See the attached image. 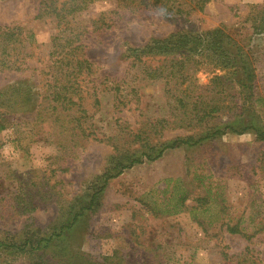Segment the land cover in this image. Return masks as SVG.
Masks as SVG:
<instances>
[{
    "label": "rangeland",
    "instance_id": "1",
    "mask_svg": "<svg viewBox=\"0 0 264 264\" xmlns=\"http://www.w3.org/2000/svg\"><path fill=\"white\" fill-rule=\"evenodd\" d=\"M40 2L0 0V53L3 28H17L14 38L24 40L16 45L17 58L24 61L21 70L0 67V92L19 83L22 90L27 85L34 93V102L14 116L22 122L19 142L10 129L0 134V238L7 242L18 240L25 225L26 230L38 229L49 236L55 228L70 224L96 191L97 177L111 166L116 154L112 143L124 136V128L129 134L147 118L172 113L168 91L174 86L139 77L126 48L177 31L200 34L221 28L231 38L233 50L252 66L255 96L264 97V30L254 28L264 15L261 8H253L264 0H213L203 11L179 18H165L155 10L131 13L117 8V0H94L70 20L82 32L84 54L95 66L85 107L86 127L98 140L91 137L75 146L69 136L62 138L66 147L61 148L51 121L37 122V111L49 103L45 84L51 73L46 76L42 70L52 36L58 33L54 17H37ZM115 11L124 16L119 20ZM113 21L118 23L108 28ZM188 69L194 71L195 95L221 91L213 80L217 75L230 79L231 95L228 88L221 94L226 106L238 93L240 72L203 59ZM125 77L130 86L125 93L132 102L118 106L114 85ZM249 108L247 104L248 115ZM215 117L191 129L166 126L153 140L203 133L208 127L224 133L168 150L160 159L135 165L110 180L98 195L95 211L84 212L61 236L52 235L43 254L49 264H264V142L254 130L237 135L225 129L240 120L228 108ZM248 121L264 128V105H258V117ZM130 146L139 144L124 148ZM180 196L183 204L177 206ZM25 204L35 209L23 212ZM237 223L241 232L230 233L227 225ZM0 264H29V260L27 255L7 252L0 253Z\"/></svg>",
    "mask_w": 264,
    "mask_h": 264
},
{
    "label": "trees",
    "instance_id": "2",
    "mask_svg": "<svg viewBox=\"0 0 264 264\" xmlns=\"http://www.w3.org/2000/svg\"><path fill=\"white\" fill-rule=\"evenodd\" d=\"M94 0H41L37 17H54L57 24V32L51 39V50L49 60L46 62L45 70H42L47 78V106L37 111V122L39 120L49 119L50 129L54 136L61 137L58 146L65 148L63 144L65 137L71 138L70 143L75 146L79 142L98 139L88 132L86 120L88 118L85 101L89 99V87L94 83L90 79L94 74V64L84 54L85 45L81 43L80 36L82 32L79 27H73L72 21L75 15L88 7V4ZM213 0H117V8L138 13L142 11L155 10L165 18H179L189 16L194 12L203 11L204 8ZM254 9L261 8L264 15V2L261 5H254ZM116 12V11H115ZM118 13L119 20L123 13ZM70 16L73 20H70ZM118 20V21H119ZM104 24V20L96 22ZM117 22H112L111 27ZM108 25V24H107ZM254 28L259 31L264 30V19L260 24H254ZM17 28L5 27L2 30L3 40L0 53V67L6 70L20 71L22 59L18 60L16 45H22L23 38H14ZM226 32L221 28L204 31L200 34H194L184 31L173 32L167 37L152 39L150 42L141 45L126 48L127 58L130 60L133 68H137L139 77L150 80L166 81L168 85L174 86V90L168 91L170 99L173 101L172 113L164 118H147L136 129H131L130 133H125L127 137L115 138L117 143H112L116 152L112 159L111 166L96 179L94 189L96 190L90 197L87 205H82L80 213L73 216L70 224H62L55 228L54 234L44 235L41 230H26L24 226L22 235L18 240L7 242L0 238V253L13 254L14 256H28L29 264H49V259L43 254L53 236H61L65 230L72 227L78 220V217L86 211H95L100 204L98 195L102 193L110 180L120 176L124 170L131 169L135 165L145 162H154L160 159L168 150L175 149L181 145H194L203 141L215 138L218 134L224 133L222 130L208 127L203 133L192 135L177 136L170 140H153L162 136L166 126H172L175 129L196 128L203 123L215 117L218 113L227 108L232 112L234 118H239V122L225 126L234 134L242 135L246 131L254 130L257 139L264 142V128L249 122L248 120L258 117V105H264V97L255 96V76L252 66L244 62L240 53L235 52L229 45L231 42ZM63 42V43H60ZM238 50V49H236ZM17 51V52H16ZM209 60L214 65L235 72H240L242 77L236 81L240 86L238 93L232 95L230 104L226 106V98H222V93L227 91L231 95L232 86L228 84L229 77L214 76V82L222 86V90L212 96L202 94L195 95L192 91V76L194 71L188 69L190 64L197 65L202 61ZM191 62V63H190ZM138 64V65H137ZM169 67L167 68L166 66ZM107 79V77H104ZM128 77L118 82H112L116 91L118 106L129 105L131 100L125 90ZM190 82L184 89L183 85ZM26 85V84H25ZM126 85V86H125ZM27 90H22V84L16 83L10 86L6 91L0 92V134L7 129L17 134L15 141L19 142L21 131L19 126L22 122L14 117L23 110L24 105H31L34 102V93L27 86ZM135 87V86H134ZM134 87L132 89H134ZM136 88V87H135ZM231 89V90H229ZM95 95V94H94ZM93 95V96H94ZM140 99L137 97L136 102ZM99 100H94V105H98ZM128 103V104H126ZM232 104V105H231ZM249 104L250 115L247 114L246 105ZM47 110V111H46ZM254 115V116H253ZM217 117V116H216ZM215 117V118H216ZM214 118V119H215ZM16 122V123H15ZM235 123V124H233ZM17 125V126H16ZM15 127V128H14ZM18 127V128H16ZM179 127V128H177ZM201 128V127H200ZM16 129V130H15ZM16 131V132H15ZM64 138V140L62 139ZM124 141V142H122ZM138 143L137 148H124L125 144ZM140 153V155H137ZM184 196L177 199V206L183 204ZM205 205V203H203ZM176 206V207H177ZM95 207V208H94ZM23 212H32L30 204L23 206ZM230 233H240L239 223L227 225Z\"/></svg>",
    "mask_w": 264,
    "mask_h": 264
}]
</instances>
